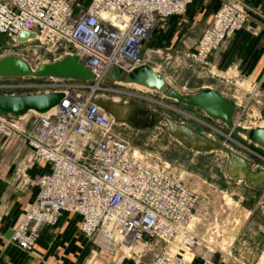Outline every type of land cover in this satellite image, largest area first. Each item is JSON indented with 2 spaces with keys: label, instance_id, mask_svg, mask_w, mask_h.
Segmentation results:
<instances>
[{
  "label": "built area",
  "instance_id": "built-area-1",
  "mask_svg": "<svg viewBox=\"0 0 264 264\" xmlns=\"http://www.w3.org/2000/svg\"><path fill=\"white\" fill-rule=\"evenodd\" d=\"M193 1L89 0L74 13L72 0H0L1 37L15 45L37 42L60 49L62 58L76 56L94 76L0 79L5 95H29L46 87L35 81L55 87L35 94L63 95L48 112L34 113L33 122L27 114L0 115V155L18 160L13 185L27 184L35 190L8 242L31 251L41 229L55 225L63 214H76L81 233L93 244L110 250L102 246L109 240L113 247L137 249L135 264H193L196 259L201 264H241L231 254L235 237L227 241L223 233L227 219L214 212L198 213L196 192L167 172L168 166L151 163L121 141L114 128L124 124L94 103L146 99L133 84L109 81L108 73L113 68L129 73L145 66L141 53L158 24L183 15ZM241 6L226 5L217 12L212 25L199 32L196 51L185 58L202 64L241 30L247 20ZM22 32L28 36L19 42ZM249 144L264 154L263 147ZM256 156L261 167L251 164L252 171H264V158ZM34 166L45 172L30 178L27 170ZM223 206L228 204L219 211ZM238 206L233 204L234 209ZM260 209L264 212V204ZM147 256L150 259L145 260Z\"/></svg>",
  "mask_w": 264,
  "mask_h": 264
},
{
  "label": "rangeland",
  "instance_id": "rangeland-1",
  "mask_svg": "<svg viewBox=\"0 0 264 264\" xmlns=\"http://www.w3.org/2000/svg\"><path fill=\"white\" fill-rule=\"evenodd\" d=\"M88 2L89 0H72L71 5L74 9V13L85 8ZM239 2L241 4H239ZM190 5H196V9H205V11L210 7L211 22L205 28H209L212 25V20L216 13L226 5H236L239 7L244 5L243 8L247 12V20L245 26L238 32L246 30L252 35L257 33V29L251 24L253 20L259 19V17L252 12L258 13L264 18V10L261 4L257 6L250 0H194ZM187 8L183 15L160 22L151 36L155 33L157 34L159 29H162L170 44L175 35V31L169 32L167 24L175 20V22H179L180 24L179 32L183 31L184 28L187 27L182 22L186 15ZM261 20L264 21L263 19ZM238 32H235L221 45L231 40ZM198 41L199 34L197 35L195 46L178 53L151 50V47H149L150 50L145 48L142 50L141 58L146 67L161 74L165 83L171 89L180 94H187L190 91L199 89L194 86L192 82H188L191 74L190 72H193L192 70L196 72V76L201 80L213 77V75L206 72L204 68L210 54L218 50L221 46L211 51L202 64H195L190 59L185 58V55L196 51ZM169 49L173 50V48ZM9 56L22 59L34 69L42 64L64 59L62 58L60 49L55 50L47 46H41L37 42L15 45L7 38L0 36V60ZM200 79H198V81ZM214 80V82L208 81L216 86L226 97L238 104L234 107L231 126H226L221 121L209 119L201 110L186 107L168 98L159 91L148 90L137 85H134L135 88L142 91V96L146 99L132 101L131 105L155 115L167 116L178 124L187 125L205 137L240 155L252 165L261 167L259 163L260 160L256 155L264 158V154L258 149H255L252 144H249L244 135L237 132V129L264 128V117L262 118L260 116L264 108V80H252L249 82L238 79ZM219 81L223 83V87H221ZM35 82L38 85H44L46 87H38L31 92L32 94L41 92L44 88L49 90L55 88L47 86L50 83H46L45 81ZM186 82L187 86H184ZM28 93L19 92L15 95ZM1 95L3 96L5 93L0 92V96ZM26 119L33 122V113H27ZM123 124V126L118 125L114 128L115 135L121 141L145 156L151 163L157 164L160 167L168 166L167 172L176 178H180L186 186L195 191L198 196L196 210L198 213L214 212L218 215H222V218L227 219L228 224L223 231L227 241H231L233 237L238 234L240 228H242L253 215L264 214L260 209V204H264V185L253 188L246 182L231 180L226 174L225 165L227 158L222 152L211 151L199 153L189 150L178 141L169 137L163 123H157L149 127H144L143 125L133 126L131 123ZM17 162V159L0 155V184L5 186L6 183L12 181L17 185L15 181L18 169ZM21 187L30 188L27 184ZM237 202L239 206L237 209H234L233 204ZM223 203L228 204V206H223L222 210L219 211L218 208ZM25 212L26 210L23 214ZM23 214H20L21 218ZM73 215L78 216L76 214ZM17 221L18 220L14 223V219L10 220L6 222L7 224L5 226L14 229L19 223V221ZM234 223H236V226ZM58 224L59 220L55 225L45 228L55 231V229L59 227ZM76 225L77 232L84 236L79 229V222ZM43 229H41L40 233ZM86 240H88L91 245L87 252L86 264H135L137 260V249H126L124 253L123 249L127 248V246L116 244L113 249L105 250L93 244L91 239L86 238ZM9 245L18 248L16 244L12 242H10ZM18 249L26 254H32V252H34V248L31 251ZM148 259H150V256L145 258V260ZM255 264H264V257Z\"/></svg>",
  "mask_w": 264,
  "mask_h": 264
},
{
  "label": "crops",
  "instance_id": "crops-1",
  "mask_svg": "<svg viewBox=\"0 0 264 264\" xmlns=\"http://www.w3.org/2000/svg\"><path fill=\"white\" fill-rule=\"evenodd\" d=\"M250 1L257 6L261 4L264 10V0ZM196 5L188 6L182 20L183 24L187 26L183 31L179 32L180 24L175 20L167 24L169 32L175 31L170 44L164 30L159 29L158 33L151 36L145 43L144 49L150 50L149 47H151V50L178 53L195 46L197 35L211 22L210 7L205 11V9H196ZM251 25L257 29L256 34L252 35L246 30L240 31L210 54L204 69L213 77L201 80L196 76L194 70L190 72L188 82H192L199 89L187 94H196L208 88L232 101L208 80L211 82H214V79H238L246 80V82L264 80V21L257 18L252 21ZM169 48H173V50ZM198 79L200 80L198 81ZM219 83L223 87V83L220 81ZM184 86H187V82L184 83ZM260 116L264 117V108ZM43 172H45L44 168L34 166L27 170V175L32 178ZM12 183L9 181L5 186L0 184V264H86L87 252L91 245L85 236L77 232L76 224L79 222V217L73 214H64L59 219V227L55 231L44 227L39 233L32 254H26L15 246L9 245V239H6L5 235L12 230V227H6V222L13 219L14 222L19 220L35 196L34 189L17 187ZM231 254L241 264H255L262 260L264 257V214L253 215L240 228L235 236ZM193 264H201V262L196 259Z\"/></svg>",
  "mask_w": 264,
  "mask_h": 264
},
{
  "label": "water",
  "instance_id": "water-1",
  "mask_svg": "<svg viewBox=\"0 0 264 264\" xmlns=\"http://www.w3.org/2000/svg\"><path fill=\"white\" fill-rule=\"evenodd\" d=\"M27 36L26 32H22L18 36V41L24 42ZM11 77L91 80L94 76L79 62L76 56H69L52 63L42 64L35 69L22 59L9 56L0 60V78ZM108 79L111 82L133 84L148 90L159 91L186 107L201 110L210 119L221 121L226 126H231L232 124L234 113L232 101L223 98L211 89L207 88L199 93L190 95L177 93L165 83L161 74L152 71L146 66L129 73L113 68L108 73ZM62 99L63 95L59 92L1 95L0 115L22 117L30 112L44 114L57 106ZM94 103L119 123H131L133 126L143 125L144 127L163 123L169 137L178 141L189 150L199 153L222 152L227 158L225 170L231 180L246 182L253 188L264 185V171H252L251 163L248 160L187 125L178 124L167 116L155 115L131 104L100 99H95ZM237 132L242 133L249 142L264 148V128L237 129ZM10 237L11 231H8L5 238L10 239Z\"/></svg>",
  "mask_w": 264,
  "mask_h": 264
},
{
  "label": "bare ground",
  "instance_id": "bare-ground-1",
  "mask_svg": "<svg viewBox=\"0 0 264 264\" xmlns=\"http://www.w3.org/2000/svg\"><path fill=\"white\" fill-rule=\"evenodd\" d=\"M30 113H33L34 114V112H30ZM228 138V137H227ZM13 184V183H12ZM20 220V219H19ZM18 220V221H19ZM15 223V222H14ZM11 234H12V232H11ZM229 240H231V239H229ZM102 246L103 247H105V248H107V249H113V246H112V244H111V242L109 241V240H107L106 242H104L103 244H102ZM127 248H124L123 250H124V253H125V250H126ZM122 251V250H121ZM128 251V250H127Z\"/></svg>",
  "mask_w": 264,
  "mask_h": 264
}]
</instances>
